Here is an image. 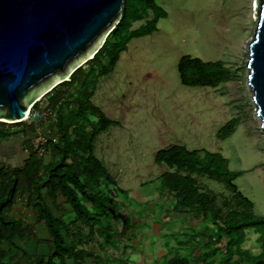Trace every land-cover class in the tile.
<instances>
[{
    "label": "rangeland",
    "instance_id": "obj_1",
    "mask_svg": "<svg viewBox=\"0 0 264 264\" xmlns=\"http://www.w3.org/2000/svg\"><path fill=\"white\" fill-rule=\"evenodd\" d=\"M154 2L166 14L158 20L157 30L132 39L114 71L97 78L89 89L91 103L117 122L95 139L94 157L128 194L126 200L133 207L147 208L158 195V174L167 170L164 164L154 163L157 150L179 145L220 153L230 171L243 172L234 183L251 200L254 213L264 217V132L255 114L246 66L248 41L258 21L256 0ZM153 16L148 12L147 18L133 24V30ZM185 55L203 62L221 61L233 80L216 88L181 84L177 65ZM231 120L234 131L224 139L230 128L225 125ZM56 122L57 117L48 125L34 126L35 131L26 136L3 141L1 152H25L29 141L36 149L38 134L47 140V130L51 133ZM41 154L47 155L46 149ZM102 175L103 186L110 189ZM200 181L213 193H227L216 181ZM243 247L257 253L255 236L249 235Z\"/></svg>",
    "mask_w": 264,
    "mask_h": 264
},
{
    "label": "trees",
    "instance_id": "obj_2",
    "mask_svg": "<svg viewBox=\"0 0 264 264\" xmlns=\"http://www.w3.org/2000/svg\"><path fill=\"white\" fill-rule=\"evenodd\" d=\"M148 12L154 14L153 18L145 26L131 29L134 22L147 18ZM165 17L166 14L161 13L154 0H125L119 23L107 35L92 59L41 99L57 117L46 144L51 161L45 164L42 154L29 141L25 149L28 158L21 168L1 165L0 264H9L1 250L2 243L12 241L14 236L24 231L21 222L7 215L16 200L24 194H28L37 211V220L45 222L50 235L51 249L46 264H66V259L73 255V244L65 240L72 228L80 223L82 227L92 230L97 221L110 211L107 203L118 194L117 189L113 188L108 193L103 190L88 193L86 188L89 185L88 175L95 179V186L104 184L101 174L107 184L115 185L106 169L94 157L93 144L99 134L117 122L108 119L91 103L93 91L89 89L96 84L97 78L114 71L120 54L127 51L132 39L151 35L157 30L158 20ZM177 70L180 82L185 86L216 88L221 83L233 80L230 70L221 61L203 62L190 55L180 58ZM26 124L0 122V144L35 131L32 124ZM228 126L229 130L222 136L224 139L234 131L232 120L225 125ZM153 161L167 167L158 178L157 205V209L165 213L166 223L172 222L170 211L194 213L201 221V228L196 234L187 236L186 243H183L186 244L187 253L176 251L166 264H191V254L197 248L201 249L203 264H264V217L254 213L253 203L234 183L243 175L242 171H230L227 159L220 153L190 151L179 145L156 151ZM203 178L222 184L227 193L209 191L200 181ZM42 189L47 190L49 197L61 194L66 199L72 210L68 221L53 214L43 200ZM124 228L126 231V224ZM249 235L255 236L257 253L243 247ZM201 237L205 243L200 242ZM82 242L84 245L87 240ZM85 254L80 251L82 257Z\"/></svg>",
    "mask_w": 264,
    "mask_h": 264
},
{
    "label": "water",
    "instance_id": "obj_3",
    "mask_svg": "<svg viewBox=\"0 0 264 264\" xmlns=\"http://www.w3.org/2000/svg\"><path fill=\"white\" fill-rule=\"evenodd\" d=\"M124 1L0 0V122L20 123L34 102L92 59ZM255 4L247 81L264 132V0Z\"/></svg>",
    "mask_w": 264,
    "mask_h": 264
},
{
    "label": "crops",
    "instance_id": "obj_4",
    "mask_svg": "<svg viewBox=\"0 0 264 264\" xmlns=\"http://www.w3.org/2000/svg\"><path fill=\"white\" fill-rule=\"evenodd\" d=\"M27 158V151L3 154L0 151V162L3 161L1 164L14 169L21 168ZM42 159L45 164L49 163L50 153L47 151V155L42 156ZM161 174H158L157 180ZM87 178L88 193L96 190L108 193L114 188L118 190V194L110 198L107 203V209L110 211L97 221L92 230L82 227L79 223L66 236V242L73 244V255L66 259V264H166L176 251L181 254L187 253L186 244L183 243H186L187 236L196 234L201 228V221L194 213H178L166 208L170 211L172 221L166 223L165 213L157 209L158 195L149 200L147 208H136L132 206L130 200H126L128 194L119 188L114 180L115 185L110 184L109 189L104 187V184L95 186V179L90 175ZM134 190V196L137 198L138 191ZM40 193L56 217H61L65 221L70 219L72 210L61 194L49 197L45 189ZM121 194L125 195V199ZM140 201L147 202L142 196ZM88 207H91L90 204ZM7 215L21 222L24 230L20 235L14 236L12 241L2 243L1 250L6 254L8 263L46 264L51 249L50 235L45 222L37 220V211L33 202L28 199V194L19 197ZM124 224L127 227L126 231ZM85 240L87 243L83 245L82 241ZM200 242L205 243V239L201 237ZM81 250L86 253L83 257L80 255ZM191 257L193 261L191 264H203L200 248H197Z\"/></svg>",
    "mask_w": 264,
    "mask_h": 264
},
{
    "label": "built area",
    "instance_id": "obj_5",
    "mask_svg": "<svg viewBox=\"0 0 264 264\" xmlns=\"http://www.w3.org/2000/svg\"><path fill=\"white\" fill-rule=\"evenodd\" d=\"M39 104L36 108L35 105ZM56 113L53 110L47 108L45 104L42 103L41 99L37 102H34L30 109L28 110L26 116L21 120L20 123H30L33 126L39 127L41 125H48L51 122H55ZM47 134H50V131L47 130ZM47 140L45 136H37L36 149L41 153V151L46 149Z\"/></svg>",
    "mask_w": 264,
    "mask_h": 264
},
{
    "label": "flooded vegetation",
    "instance_id": "obj_6",
    "mask_svg": "<svg viewBox=\"0 0 264 264\" xmlns=\"http://www.w3.org/2000/svg\"><path fill=\"white\" fill-rule=\"evenodd\" d=\"M1 151V150H0ZM2 153V152H1ZM3 154V153H2ZM3 161L0 162V164L2 163ZM2 165V164H1Z\"/></svg>",
    "mask_w": 264,
    "mask_h": 264
},
{
    "label": "bare ground",
    "instance_id": "obj_7",
    "mask_svg": "<svg viewBox=\"0 0 264 264\" xmlns=\"http://www.w3.org/2000/svg\"><path fill=\"white\" fill-rule=\"evenodd\" d=\"M255 7H256V4H255Z\"/></svg>",
    "mask_w": 264,
    "mask_h": 264
}]
</instances>
